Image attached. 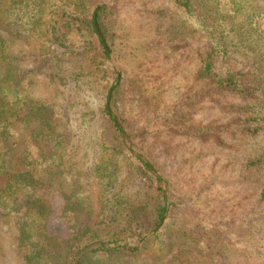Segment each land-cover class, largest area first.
Here are the masks:
<instances>
[{"label":"trees","instance_id":"obj_1","mask_svg":"<svg viewBox=\"0 0 264 264\" xmlns=\"http://www.w3.org/2000/svg\"><path fill=\"white\" fill-rule=\"evenodd\" d=\"M102 1L58 0L50 10L36 67L54 85H84L99 104L93 114L102 124L87 145L86 182L71 160L80 154L81 144L70 146L74 136L62 130L64 122L54 106L16 93L17 72L0 76V177L5 178L0 210L10 216L17 264H75L94 244L97 249L77 264H231L226 256L234 249L242 264L264 261V209L248 213L235 231L205 222L199 214L203 224L196 215H181V202L168 194L146 153L164 135L217 144L222 136H233L235 120L195 122L200 107L210 104L223 119L240 115L256 129L252 148L257 161L249 166H255V177L264 185V0H171L176 20L170 26L182 38H207L211 46L200 57L194 85L180 102L163 109L149 100L143 81L125 68L117 75L111 59L119 58L117 45L123 38L116 16L119 3L98 7ZM46 2L12 0L5 30L15 39L27 38L44 24ZM3 5L0 0V21L6 13ZM4 43L0 36V60L6 56ZM16 59L9 57L13 70ZM238 62L256 75L238 71ZM259 92L262 101L249 99ZM240 101H248L247 107H239ZM20 127L27 137H21L19 151L20 142L14 139L20 138ZM135 145L143 152L137 153ZM65 175L76 182L71 194L63 191L62 217L73 222L68 239L48 234L53 210L41 194L56 182L62 184L54 178Z\"/></svg>","mask_w":264,"mask_h":264},{"label":"rangeland","instance_id":"obj_2","mask_svg":"<svg viewBox=\"0 0 264 264\" xmlns=\"http://www.w3.org/2000/svg\"><path fill=\"white\" fill-rule=\"evenodd\" d=\"M11 1L3 0V10L6 13L1 16L0 21V36L5 41L6 55L0 60L1 79L6 75V71L17 72L16 93L36 101H47L54 106L59 119L64 122L62 130H69L74 136L70 146L81 144L80 154L71 160L73 170L82 173V180L86 182L88 177L85 167H89L91 158L88 143L102 124L101 120H97V115L93 114L98 110L99 104L84 85L73 81L65 87L54 85L44 73L36 70L38 56L43 50L44 32L50 19V10L58 0H47L44 24L21 40L13 38L5 30V24L11 17ZM113 1L103 0L98 7L110 5ZM117 2L119 11L116 16L123 32V38L117 45L119 58L112 56L111 59L117 75L120 77L122 69L125 68L138 81H143L149 100L161 109L180 102L187 90L194 85V75L200 66V57L208 51L211 42L207 38L200 39L197 36H179L175 25L170 26V23L176 20V17L172 19L175 6L171 0ZM14 56L17 59L14 61L16 69L13 70L9 57ZM247 65L238 62L237 70L244 73L249 71V77L253 78L256 72ZM237 99L239 98H234L235 102ZM249 99L262 101L260 92ZM240 102L239 107H247L248 101ZM194 120L203 125L216 120L225 124L233 120L237 123L231 128L233 136H222L221 144L207 142V138L164 135L159 141L153 142L145 152L164 179L168 194L181 202V215L191 213L196 215L199 223L203 224L202 220L198 219L200 216L205 222L219 223L229 228V231H235L248 213L264 209V185L255 177V166H249L257 161L252 148L257 131L240 115L223 119L210 104L202 105ZM26 134V130L20 127L17 136L20 138L14 141L20 142L21 137H27ZM21 143L18 144L19 151L23 147ZM134 150L137 153L143 152L136 145ZM69 155L74 156L70 152ZM54 180L63 182H56L54 186L46 187L41 192L53 210L47 219V232L49 235L68 239L72 234L70 225L73 222H68L62 217L65 206L63 191L71 194L72 186L76 182L70 175L55 177ZM89 186L86 188L90 189L94 197L96 191ZM0 187H5V178L0 177ZM94 199L96 202V195ZM2 212L0 210V264H17L10 242L13 226L9 225L10 216ZM98 245L94 244L83 250L77 256L75 264L84 255L96 250ZM149 246L152 247L153 244L149 243ZM239 253L237 249L230 251L226 261L242 264L243 258ZM253 264H264V261Z\"/></svg>","mask_w":264,"mask_h":264},{"label":"water","instance_id":"obj_3","mask_svg":"<svg viewBox=\"0 0 264 264\" xmlns=\"http://www.w3.org/2000/svg\"><path fill=\"white\" fill-rule=\"evenodd\" d=\"M102 6V5H101ZM82 256V255H81ZM79 260V259H78ZM78 260H77V262H78Z\"/></svg>","mask_w":264,"mask_h":264}]
</instances>
